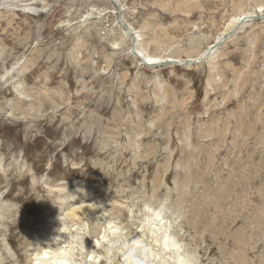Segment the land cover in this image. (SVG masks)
<instances>
[{
  "label": "rangeland",
  "instance_id": "1",
  "mask_svg": "<svg viewBox=\"0 0 264 264\" xmlns=\"http://www.w3.org/2000/svg\"><path fill=\"white\" fill-rule=\"evenodd\" d=\"M116 2L0 0V264H264V0Z\"/></svg>",
  "mask_w": 264,
  "mask_h": 264
},
{
  "label": "bare ground",
  "instance_id": "2",
  "mask_svg": "<svg viewBox=\"0 0 264 264\" xmlns=\"http://www.w3.org/2000/svg\"><path fill=\"white\" fill-rule=\"evenodd\" d=\"M116 1V0H115ZM110 3V2H109ZM117 3V2H116ZM115 6V5H114ZM117 6H118V4H117ZM116 7V6H115ZM258 9L259 10H261L260 12H262V13H264L262 10V7H258ZM118 10V9H117ZM258 12L259 11H255V13H256V17H257V14H258ZM254 15V14H253ZM253 15L252 14H242V15H239L238 17H234V18H232V19H230V21H228L227 22V24L225 25V27L223 28V30L217 35V37L215 38V41H214V45H216L217 43L216 42H218V44L219 43H222L223 42V38L226 36V35H228V34H230L231 32L233 33V31L234 30H236L239 26H240V24L242 23V20H244V19H246L247 17H253ZM264 16V15H263ZM259 21H264V20H259ZM248 23V22H247ZM118 26H120V24L118 25ZM120 27H122V26H120ZM243 27V26H242ZM241 27V28H242ZM240 28V29H241ZM123 29V30H122ZM122 31L125 33V35H126V37H127V39H129L130 40V42L132 43V47H133V43H136V46H135V49H131V47H130V55L133 57L134 56V58L136 57L138 60H140L144 65H146L147 67H153V66H156V65H163L164 67L165 66H173V65H175V66H181V67H184L183 65H181V64H189V62H191V61H188V62H182V63H178L179 61L178 60H176V59H173V58H163V57H159V58H156V57H149V56H147V55H144L143 53H142V51L141 50H139L138 48H137V45H138V43H139V36L138 35H136L135 36V33H131V31H130V29H129V31H130V33H129V31H128V29H127V27L126 26H123L122 27ZM239 29V30H240ZM238 30V31H239ZM235 35V34H234ZM233 35V36H234ZM136 38H135V37ZM135 38V39H134ZM216 43V44H215ZM212 48V45L211 46H209L208 47V49H206L203 53H201L197 58H196V60L195 61H197V62H199V61H201L202 62V58L204 57H207V58H210V56L212 57V55H213V53H211L212 51H213V48ZM131 51H132V54H131ZM211 54V55H210ZM201 58V59H200ZM189 66V65H188ZM87 207V206H86ZM84 209V210H83ZM82 210L81 209H76L75 211H72V212H70V214H69V216H71L72 218L74 217V216H77V218H80L79 216L80 215H82V216H86V215H88V214H90L91 213V209L92 208H90L89 209V207L88 208H83ZM79 215V216H78ZM81 216V217H82ZM160 217V214H157L156 215V218H159ZM76 218V217H75ZM165 238V240H164V242H163V246H164V248H165V250L166 249H168V247L169 246H171V245H173V242H172V240H171V238H169L168 236L167 237H164ZM175 247H176V245H175ZM175 249V248H174ZM174 251H177V250H174ZM48 252H44L39 258H37V259H34V263L33 264H66V262H65V260H61V259H57V260H54V261H48L47 262V260L49 259H51V258H49L48 257ZM48 257V258H47ZM178 262H179V264H183L184 262H183V260H181V258H180V256L178 257Z\"/></svg>",
  "mask_w": 264,
  "mask_h": 264
},
{
  "label": "water",
  "instance_id": "3",
  "mask_svg": "<svg viewBox=\"0 0 264 264\" xmlns=\"http://www.w3.org/2000/svg\"><path fill=\"white\" fill-rule=\"evenodd\" d=\"M107 2H110L111 4H113V5H115L116 7H117V9H118V11H119V6H117V3H116V1L115 0H106ZM118 20L120 21V19L118 18ZM248 20H264V16H262V15H260V16H258V17H256V16H253V17H247L246 19H244V20H242V23L240 24V26L236 29V30H234L233 31V33L231 32L230 34H228V35H226L222 40H223V42L222 43H217L216 45H214L212 48H213V51L211 52V53H213V52H215L216 51V49H218V48H220V47H222L234 34H236L237 32H238V30L246 23V22H248ZM120 23V25L123 27V26H125V25H123L121 22H119ZM211 55V54H210ZM205 59H207V57H203L201 60L203 61V60H205ZM181 65H183L184 67H186V66H188V65H191V63H189V64H181Z\"/></svg>",
  "mask_w": 264,
  "mask_h": 264
}]
</instances>
